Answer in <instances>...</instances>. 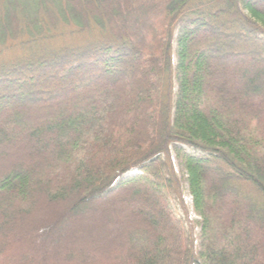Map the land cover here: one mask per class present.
Instances as JSON below:
<instances>
[{"label":"trees","instance_id":"1","mask_svg":"<svg viewBox=\"0 0 264 264\" xmlns=\"http://www.w3.org/2000/svg\"><path fill=\"white\" fill-rule=\"evenodd\" d=\"M60 2L100 35L25 44L0 0L28 48L0 61V264H264V0ZM109 57L129 64L109 137L75 165L80 140L46 121L110 84ZM51 159L72 170L32 192Z\"/></svg>","mask_w":264,"mask_h":264},{"label":"rangeland","instance_id":"2","mask_svg":"<svg viewBox=\"0 0 264 264\" xmlns=\"http://www.w3.org/2000/svg\"><path fill=\"white\" fill-rule=\"evenodd\" d=\"M168 1L170 2V7L176 9L190 0ZM10 3L14 7L19 6L21 10L23 9L22 13L27 15L26 22H28V24L24 23L21 25V33L25 34L23 36L25 44L28 40L30 41V39H34L36 40L35 42L38 43V41H40L39 38H41L46 50L54 48H72L85 42H92L95 39L94 37L100 35L98 32H94L92 35L87 34L86 31L80 35L75 34L77 27L76 17L67 10L68 5L64 3L61 4L60 0H10ZM29 6L32 11H30ZM49 6L57 8L58 14H50L48 10ZM43 17L49 18L52 22H50L49 25H45V22L43 24L40 20ZM13 18V16L9 17V15L7 17L0 16V61L25 56L28 50L25 45L23 46V44H20L21 40L14 43L13 38L10 39L11 32L20 31L17 27L7 26L15 24L16 21L14 22ZM1 20H3V22H1ZM9 29H11V31H9ZM195 57L196 55L191 57V62ZM128 69L129 64L127 62L109 57L103 64L98 66L96 74L101 76L106 75L108 71L112 72L113 76L110 79V84L102 86V91L95 95L92 94L95 91L94 88L83 91V94H79V97L75 99L70 106H66L62 109L60 114L63 115L60 119L53 120L55 118L54 116L53 119L51 118V120L46 121L50 133H53V135L61 136L64 140H80V149L76 151V154L73 156V158H76L75 161L88 163L89 157L106 144L109 137L106 122L109 115L114 111L116 91L122 84V81L124 82L123 77L127 75ZM89 95H92L93 99H89ZM70 114L73 116L72 118ZM47 163L49 166L48 173H46V176H42L41 179L37 180V184L33 182L31 188L33 189L31 190L32 192H36L40 189L45 190V187H50L52 183L56 182V179L64 177L68 170H72L66 167V171L63 169L65 166L58 164L54 159L49 160ZM177 169L180 171L178 164ZM183 191L191 212L193 213L192 198L186 184L183 185ZM192 216L194 219H197L194 213ZM94 227V224L84 225L85 230H91V228Z\"/></svg>","mask_w":264,"mask_h":264}]
</instances>
